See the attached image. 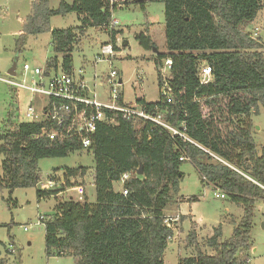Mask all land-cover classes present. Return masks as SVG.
Segmentation results:
<instances>
[{"label":"trees","instance_id":"trees-1","mask_svg":"<svg viewBox=\"0 0 264 264\" xmlns=\"http://www.w3.org/2000/svg\"><path fill=\"white\" fill-rule=\"evenodd\" d=\"M157 1L165 6L167 51H158L152 59L160 89L165 80L163 62L171 60L166 82L173 101L168 103L161 93L153 102L144 98L135 101L148 113L161 114L191 141L172 135L154 121L123 118L116 111H105L116 123L98 122L87 149L74 136L50 140L42 135L46 122H13L15 107L3 120L0 188H7L9 193L39 186L41 158H59L79 150L92 154L96 199L56 203L53 217L43 221L44 253L48 257L70 255L75 264H164V251L174 233L164 222L163 209L178 193L183 177L180 165L188 160L202 183L240 205L243 216L234 224L230 237L220 240L221 226L213 229V235L206 239L215 250L212 255L200 251L196 232L191 229L187 239L197 253L180 258L178 264H247L250 258L255 204L264 202V147L257 154L251 134V115L264 107V54L242 26L255 19L264 8V0ZM103 3L60 0L56 8H50L49 0H33L16 40L17 50L29 34L49 32L55 55L46 60L47 69L56 68L58 54H62V70L71 73L72 52L79 35L89 28L102 27L113 41L121 32L107 29L110 13L102 8ZM131 3L142 2L127 0V6ZM71 12L77 13L79 26L50 28L51 17ZM135 39L145 50L156 47L146 32L137 33ZM202 64L212 69L206 84L199 81ZM224 99L228 101L221 107ZM217 119L227 121L228 127L222 129ZM87 169L84 165L64 166L59 178L61 188L38 187L37 198H56L61 190L74 187L71 179L84 176ZM125 172L129 178L122 185L127 190L123 194L115 191L113 184Z\"/></svg>","mask_w":264,"mask_h":264},{"label":"rangeland","instance_id":"rangeland-1","mask_svg":"<svg viewBox=\"0 0 264 264\" xmlns=\"http://www.w3.org/2000/svg\"><path fill=\"white\" fill-rule=\"evenodd\" d=\"M32 2L33 0H0V76H7L13 63L19 74L23 62L43 67L46 60L55 55L49 32L38 33V35L29 34L24 40L21 50L18 51L16 48V40L22 30L23 21L31 13ZM57 4V0H50V7L56 8ZM164 9L165 6L162 2L147 0L141 4L131 3L127 7L116 8L113 11L112 18H116L117 29L121 31L117 36L122 42L124 40L127 42L126 46L115 50L116 55L111 59L112 67L118 72L114 79L116 81L121 79L119 92L125 103L134 102L140 96H144L147 101H155L159 97V82H157V72L152 59L155 53L152 50H145L139 45L135 35L139 32H146L156 44L158 51L166 52ZM79 25L76 12L66 15L57 14L50 18V28L52 29ZM242 30L260 45L259 49L264 54V8L258 12L254 20L245 22ZM109 41V34L104 28H89L84 35L78 36V41L72 52L73 70L76 73L79 69H83L85 82L91 90H94L96 82L101 81L105 84V87L96 88L99 99L105 96L108 89L107 79L111 67L104 61L95 62V56L101 51L100 45ZM61 56L62 54H58L59 65ZM161 73L162 76H167L169 69L162 68ZM227 101V99L222 100L221 107H224ZM22 105L23 99L17 98L11 87L1 80L0 134L6 126L4 123L6 120H3L9 109L15 107L12 114L13 122L19 123V110ZM204 111L206 112L207 109ZM251 117L255 123L251 134L254 138L256 153L260 154L264 147V107L260 106L259 112L252 114ZM217 122L222 129L225 126L228 127L227 121L217 119ZM139 125L140 123L137 122L136 126ZM2 159L3 155L0 153V164ZM79 165H84L88 169L84 176L71 179L74 187L61 190L57 194V199L54 195L42 197L40 200L37 198L36 189L51 177L56 184L49 189L61 188L63 182L59 178L64 166L79 167ZM38 167L39 186L16 188L12 193H9L5 187L0 188V261L2 264H75L70 255L50 257L45 255L43 223L38 225L35 223L39 220V216L43 215L45 219L53 217L54 207L58 202L69 200L80 202L86 199L95 201V189L89 181L93 173L92 154L86 150H79L59 158H41ZM180 170L184 177L180 181L178 192L185 196H193V194L200 196L195 207L206 223L204 233H208L213 224L217 226L221 222L223 234L220 240L230 237L234 224L240 220L243 213L240 210L241 207L230 202L227 198L216 197L214 193L219 190H214L211 186H202L200 177L190 161L182 162ZM79 184L83 187V199L80 201L75 188ZM165 209L168 210L169 206ZM226 209L230 212L229 217L226 215ZM254 212L255 216L250 229L251 248H253V251L250 249L249 252L250 261L252 264H264V202H256ZM231 216L233 217L231 218ZM226 218H231V220ZM24 226H27L28 229L25 230ZM187 226L188 224L185 223V230ZM172 227L173 232L181 230V228L176 230L178 226L175 224ZM186 233L178 234L175 240L173 237L170 239V241H175L176 245L167 246L164 255L165 264H176L180 255H195L197 253L195 246L190 244L187 239L189 231ZM199 235L196 240L200 251L212 255L215 250L206 243V239L210 236L208 234ZM179 243L182 246L178 249L176 246ZM186 247H190L189 250Z\"/></svg>","mask_w":264,"mask_h":264},{"label":"built area","instance_id":"built-area-1","mask_svg":"<svg viewBox=\"0 0 264 264\" xmlns=\"http://www.w3.org/2000/svg\"><path fill=\"white\" fill-rule=\"evenodd\" d=\"M127 7V0H104L103 7L108 9L110 13V21L108 30L117 28L116 18H112L114 9ZM118 35V34H117ZM115 36L113 41L101 44V51L95 56V62H107L110 64V72L107 79L108 89L105 96L101 99L98 98V90L96 88L105 87L103 82H96L94 90H91L85 82L83 69H79L71 73H66L62 70V65L57 62L56 68H49L46 65L33 66L28 62L22 63V68L18 74L15 70V75L0 76L2 80L14 91L17 98L23 99V105L19 110L20 121L26 123H40L46 122L47 124L42 127L41 134L48 137L50 140L65 139L68 136H74L80 142L83 149H87L90 144V136L95 132L97 123L100 121H107L109 123H116L113 116H107L105 111L112 113L119 112L123 118H136L154 121L160 124L172 135L177 134L184 140L191 141L182 130L171 126L162 119L161 114H151L143 109L136 101L131 103L119 102L121 93L119 92L120 82L114 78L118 74L117 70L112 67L111 59L116 55V49H120L122 41L118 36ZM164 67L170 69L171 60H164ZM60 66V67H59ZM212 76L211 66L202 64L199 69V81L201 84L209 82ZM164 85L160 89V93L166 97L168 103H172L169 96V83L166 82V76H162ZM99 86V87H98ZM37 137V136H36ZM181 159H187L181 157ZM121 183L129 178L127 172L121 174ZM52 179H48L40 186L41 189H49L55 186ZM264 190V185H261ZM77 190V197L79 201L82 200L81 184L75 187ZM123 194L127 190L121 186ZM216 197L225 198V194L221 191L214 193ZM178 216L174 217L165 216V224L172 228V224L178 220ZM45 217L39 216L36 225L43 223ZM24 229H28L24 226ZM10 251V250H9ZM247 264H252L250 258Z\"/></svg>","mask_w":264,"mask_h":264},{"label":"crops","instance_id":"crops-1","mask_svg":"<svg viewBox=\"0 0 264 264\" xmlns=\"http://www.w3.org/2000/svg\"><path fill=\"white\" fill-rule=\"evenodd\" d=\"M65 1L68 2V3H70L72 0H65ZM59 2H60V0H57V3L58 4H59ZM58 4H57V6H58ZM49 7H50V0H49ZM50 8H55V7H50ZM137 98H144V100L147 101L144 96H140V97H137ZM148 102H153V101H148ZM182 176H183V172H182ZM199 177H200V175H199ZM89 181H90L91 184H93V181H94L93 173L91 174V179ZM200 181H201V178H200ZM201 184H202V186H208V185H204L202 183V181H201ZM121 186H122L121 181H117L116 183L113 184V188H114L115 191H120L121 190ZM187 196L182 195V194H180L178 192L177 194L174 195L173 199L166 205V207L169 206V209L166 210L165 209L166 207L163 209V214H165V216L174 217L175 215H177L179 217V220H177V222H175V223L172 224L173 226H174V224L178 226V228L176 230H180V228H181L180 231L173 232L174 233V236H173L174 240L178 236V234H181V233L182 234H187L186 232L187 231H190L191 229H193L196 232V237H197V235L200 236L199 234H202V235L203 234H208V236L211 237L213 235V233H212L213 232V229L215 227H217L218 225H221V222H219L217 226H215L213 224L212 228L209 229V232L208 233L207 232L204 233L206 231L205 230L206 229V223H204L203 219L201 218L200 214L197 212L196 207H195V204L199 200V197L200 196L195 195V194H193V196H188L189 198ZM90 202H92V201H90ZM238 206H240V205H238ZM240 210H241V212H243L242 207H241ZM225 212H226V215L229 217L230 212H228L227 209H226ZM242 216H243V213H242L241 217ZM232 217L233 216H231V218ZM231 218H226V219H230L231 220ZM185 223L188 224L187 229H186L187 231L184 229V224ZM172 229H173V227H172ZM172 244H175V241H170L169 240L167 246L169 247ZM181 246L182 245L179 243V245H177L176 247H178V249H179V247H181ZM186 248L189 250L190 247L189 248L186 247ZM166 249H167V247H166ZM166 249H165V251H166ZM251 250L253 251V248H251ZM165 253H164V255H165ZM193 256H195V255H193V254L186 255V256L180 255L178 257V259H177V263L176 264H178V260L180 258L193 257ZM164 264H165V260H164Z\"/></svg>","mask_w":264,"mask_h":264},{"label":"water","instance_id":"water-1","mask_svg":"<svg viewBox=\"0 0 264 264\" xmlns=\"http://www.w3.org/2000/svg\"><path fill=\"white\" fill-rule=\"evenodd\" d=\"M135 1L136 2H144V1H147V0H135ZM126 44H127V42L124 40L122 42V45L123 46H126ZM152 51L156 54L158 52V49L155 46H153ZM15 70H16V67H15V64L13 63L12 66H11V68L8 70L7 73H9L10 75H15ZM120 81L121 80L119 79V82ZM141 171H142V168H141V165H140V167L137 169V173L140 174Z\"/></svg>","mask_w":264,"mask_h":264}]
</instances>
